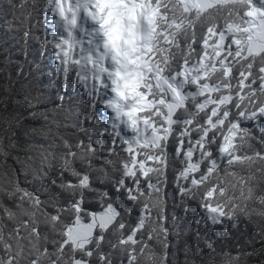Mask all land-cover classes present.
Here are the masks:
<instances>
[{
    "label": "snow or ice",
    "instance_id": "1",
    "mask_svg": "<svg viewBox=\"0 0 264 264\" xmlns=\"http://www.w3.org/2000/svg\"><path fill=\"white\" fill-rule=\"evenodd\" d=\"M12 6L22 67L40 73L34 38L63 91L49 109L31 69L22 84L43 120L27 131L51 142L7 166L0 264H172L181 242L197 264L221 228L264 217V0Z\"/></svg>",
    "mask_w": 264,
    "mask_h": 264
},
{
    "label": "trees",
    "instance_id": "2",
    "mask_svg": "<svg viewBox=\"0 0 264 264\" xmlns=\"http://www.w3.org/2000/svg\"><path fill=\"white\" fill-rule=\"evenodd\" d=\"M19 2L20 0H12V4H9V0H0V149L8 153L7 160H5V156L0 152V185L6 187L10 186L11 177L7 166L19 167L15 162V157L18 155L24 157L26 153L31 152L33 144H42L47 147L51 142V138L44 137H36L33 140L27 131L31 127H39L43 120L31 115L35 109L29 103L31 96L28 89L22 88L23 83H28L25 77L30 79V69L36 74L37 86L47 94L50 101L44 105L46 108L55 107L59 103L57 92L58 90L63 91L52 66L51 54L45 53L44 57L40 58V44L34 38L28 41V48L31 54L40 60L42 65L40 73H36L31 65L22 67L25 59L23 28L19 20L15 19L17 13L12 6ZM39 2L42 5L43 0ZM8 22H11V27ZM67 91L73 101L86 99L78 88H69ZM34 94L33 92L32 95ZM80 107L82 108L83 104H80ZM55 130L53 128V131ZM59 131L64 132L62 126ZM13 142L16 143V147H12ZM253 206L259 207V205H250V207ZM262 227H264V217L256 214H252L250 219L241 216V223L237 229L229 227V230L225 231L221 228L219 233L212 236V239L216 241V252L210 253L207 248H203L197 264H201V261L203 264H225L231 256L238 253H254L251 256L240 254L239 264H264V243L257 234ZM249 239L252 240L251 244L247 242ZM182 248L183 242H181V250L173 255L172 264H184ZM226 251L230 252L231 256H224L223 253Z\"/></svg>",
    "mask_w": 264,
    "mask_h": 264
}]
</instances>
